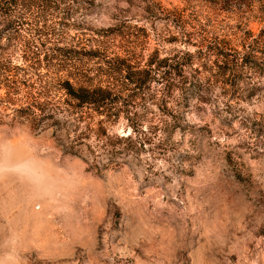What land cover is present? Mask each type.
I'll return each instance as SVG.
<instances>
[{"label":"rangeland","instance_id":"374dc122","mask_svg":"<svg viewBox=\"0 0 264 264\" xmlns=\"http://www.w3.org/2000/svg\"><path fill=\"white\" fill-rule=\"evenodd\" d=\"M0 264H264V0H0Z\"/></svg>","mask_w":264,"mask_h":264},{"label":"trees","instance_id":"16d2710c","mask_svg":"<svg viewBox=\"0 0 264 264\" xmlns=\"http://www.w3.org/2000/svg\"><path fill=\"white\" fill-rule=\"evenodd\" d=\"M63 88L71 98L77 101L79 105L85 104L90 106H99L109 98L108 92L101 88L88 89L82 86L73 88V86L68 82L63 83ZM105 145L106 143L102 144V146H99L100 149Z\"/></svg>","mask_w":264,"mask_h":264}]
</instances>
